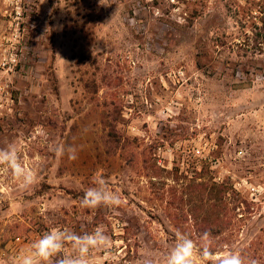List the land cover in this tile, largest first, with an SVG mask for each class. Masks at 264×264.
I'll return each mask as SVG.
<instances>
[{
    "label": "rangeland",
    "instance_id": "374dc122",
    "mask_svg": "<svg viewBox=\"0 0 264 264\" xmlns=\"http://www.w3.org/2000/svg\"><path fill=\"white\" fill-rule=\"evenodd\" d=\"M10 142L37 182L0 171V264L54 226H104L95 264H162L176 229L264 264V0H0ZM97 171L119 207H80Z\"/></svg>",
    "mask_w": 264,
    "mask_h": 264
},
{
    "label": "clouds",
    "instance_id": "9594fccd",
    "mask_svg": "<svg viewBox=\"0 0 264 264\" xmlns=\"http://www.w3.org/2000/svg\"><path fill=\"white\" fill-rule=\"evenodd\" d=\"M53 152L57 158L66 156L72 160L78 155L75 145L64 143H57ZM0 171L7 173L21 189H27L37 182V173L24 163L22 147L16 142L0 147ZM122 202L120 193L113 190L105 176L97 171L79 204L85 209H114ZM111 246L112 237L104 226L96 227L91 232L54 226L20 249L9 264H95L96 254L110 251ZM140 264L154 262L147 257ZM162 264H259V261L238 249L216 251L208 231L194 239L190 233L176 229L174 242L163 257Z\"/></svg>",
    "mask_w": 264,
    "mask_h": 264
},
{
    "label": "built area",
    "instance_id": "2783aa9c",
    "mask_svg": "<svg viewBox=\"0 0 264 264\" xmlns=\"http://www.w3.org/2000/svg\"><path fill=\"white\" fill-rule=\"evenodd\" d=\"M179 74H180V73H179ZM158 164H160V163L158 162ZM15 242H19V239H18V238H16V239H15Z\"/></svg>",
    "mask_w": 264,
    "mask_h": 264
},
{
    "label": "trees",
    "instance_id": "16d2710c",
    "mask_svg": "<svg viewBox=\"0 0 264 264\" xmlns=\"http://www.w3.org/2000/svg\"><path fill=\"white\" fill-rule=\"evenodd\" d=\"M157 163H158V162H157ZM185 176H187V174H186ZM187 177H189V175H188ZM190 178H193V176H190ZM247 205H248V204H247Z\"/></svg>",
    "mask_w": 264,
    "mask_h": 264
}]
</instances>
